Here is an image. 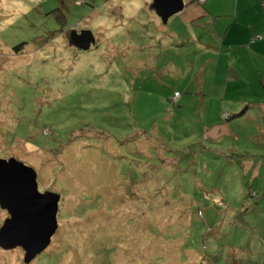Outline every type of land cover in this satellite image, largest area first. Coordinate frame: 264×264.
I'll return each instance as SVG.
<instances>
[{
  "label": "rangeland",
  "instance_id": "374dc122",
  "mask_svg": "<svg viewBox=\"0 0 264 264\" xmlns=\"http://www.w3.org/2000/svg\"><path fill=\"white\" fill-rule=\"evenodd\" d=\"M151 3L0 0V159L60 196L29 264H264V88L228 57L229 0Z\"/></svg>",
  "mask_w": 264,
  "mask_h": 264
},
{
  "label": "water",
  "instance_id": "95a60500",
  "mask_svg": "<svg viewBox=\"0 0 264 264\" xmlns=\"http://www.w3.org/2000/svg\"><path fill=\"white\" fill-rule=\"evenodd\" d=\"M183 0H152L151 9L163 24L181 12ZM69 42L86 51L95 44L91 31H71ZM60 196L51 191L38 192L36 174L16 159H0V207L7 218L0 227V248L24 251L23 262L29 264L43 252L56 228Z\"/></svg>",
  "mask_w": 264,
  "mask_h": 264
},
{
  "label": "crops",
  "instance_id": "0c3cea01",
  "mask_svg": "<svg viewBox=\"0 0 264 264\" xmlns=\"http://www.w3.org/2000/svg\"><path fill=\"white\" fill-rule=\"evenodd\" d=\"M192 2L183 0L186 14L182 15L192 19L205 16L206 12L201 6L206 1H197L202 4L200 8ZM229 6L225 21H222L224 38L230 34L225 44L231 49L228 57L234 58L233 53L237 49L236 59L241 61L240 56H243V83L264 88V0H229ZM89 19L87 17L86 21ZM213 27L217 30L216 25Z\"/></svg>",
  "mask_w": 264,
  "mask_h": 264
},
{
  "label": "trees",
  "instance_id": "16d2710c",
  "mask_svg": "<svg viewBox=\"0 0 264 264\" xmlns=\"http://www.w3.org/2000/svg\"><path fill=\"white\" fill-rule=\"evenodd\" d=\"M83 1H85V0H83ZM205 1H206V0H205ZM205 1H204V2H205ZM83 3H84V2H83ZM202 3H203V2H202ZM81 5H82V4H81ZM81 5H80V6H81ZM76 6H77V5H76ZM61 15H62V14H61ZM63 18H64V17H63ZM73 29H74V31H77V30H76V29H77L76 27H74ZM71 31H73V30H70V31L68 30V31H66V32L64 33V34H66L65 36H66V39H68V41H69V33H70ZM15 49H17V50H18V49H22V46L15 47ZM19 51H20V50H19ZM19 51H17V54H18ZM230 117H231V116H229V118H230ZM5 212H6V211H5ZM7 215H8V214H7Z\"/></svg>",
  "mask_w": 264,
  "mask_h": 264
},
{
  "label": "built area",
  "instance_id": "2783aa9c",
  "mask_svg": "<svg viewBox=\"0 0 264 264\" xmlns=\"http://www.w3.org/2000/svg\"><path fill=\"white\" fill-rule=\"evenodd\" d=\"M199 2H204L205 0H198ZM75 4L77 6H80L84 1L83 0H74ZM176 97V95L174 96V98Z\"/></svg>",
  "mask_w": 264,
  "mask_h": 264
}]
</instances>
